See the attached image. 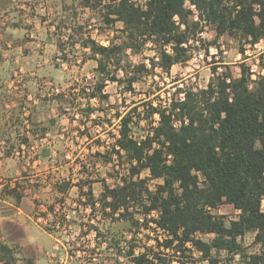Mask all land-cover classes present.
I'll return each mask as SVG.
<instances>
[{"label":"trees","instance_id":"obj_1","mask_svg":"<svg viewBox=\"0 0 264 264\" xmlns=\"http://www.w3.org/2000/svg\"><path fill=\"white\" fill-rule=\"evenodd\" d=\"M83 1L86 6H97L95 0ZM103 11L105 23H123L125 46L137 52L151 43L158 58V62L153 58V67L159 65L167 73L191 58L190 47L206 26L252 46L264 39V0H109ZM85 45L100 56L101 71L124 48L95 40ZM260 59L264 72V52ZM239 66V76L219 72L214 66L206 87H178L165 105L147 101L151 129L144 137H136L135 125H131H140L141 119L122 116L116 152L122 156L121 150L125 151L129 176L122 184L106 188L115 211L128 209V203L138 199L145 214L159 211L153 220L166 233L162 241L158 239L161 248L184 253L191 245L208 264H219L216 253L223 250L240 253L241 238L249 231L255 232L260 252L241 253L240 259L234 256L238 261L227 264H264V73L253 78L246 62ZM138 71L131 72V86ZM111 78L122 80L117 75ZM155 114L159 115L156 125ZM146 169L152 178L163 179L156 191L145 187L146 180L140 177ZM224 203L239 210L238 217L226 221L213 212ZM199 234L214 236L206 240ZM0 248L1 258L10 264L12 250L7 245ZM129 254L135 264H174L153 248L140 254L131 249Z\"/></svg>","mask_w":264,"mask_h":264},{"label":"crops","instance_id":"obj_2","mask_svg":"<svg viewBox=\"0 0 264 264\" xmlns=\"http://www.w3.org/2000/svg\"><path fill=\"white\" fill-rule=\"evenodd\" d=\"M67 4L0 0V245L12 250L10 264H55L54 253H64L69 237L56 224V201L101 204L100 215L88 209L72 224L80 235L97 232L95 244L115 231L113 197L106 194L116 187L114 95L110 85L102 95L89 91L88 79L98 73L90 47L59 37L61 26L51 16ZM40 202L49 207L42 219L36 215ZM0 264L7 261L0 257ZM107 264H113L110 257Z\"/></svg>","mask_w":264,"mask_h":264},{"label":"rangeland","instance_id":"obj_3","mask_svg":"<svg viewBox=\"0 0 264 264\" xmlns=\"http://www.w3.org/2000/svg\"><path fill=\"white\" fill-rule=\"evenodd\" d=\"M95 1L97 3L96 8L86 6L83 0H68L67 9H64V12L61 14L53 13L52 22L58 21L61 26L58 27L59 37L66 44L79 39L82 44L95 40L102 45H124L126 34L121 30L123 23L117 22L116 25H109L103 20V10L109 0ZM89 47L90 55L92 54L98 59L99 66L100 56L93 52L90 45ZM152 47V44L149 43L136 52L124 45V48L113 55L112 59L107 60L108 65L104 71L97 68L98 73L88 79L91 83L88 84L91 93L97 91L101 92L102 95L104 87L110 85L114 95L111 107L115 109L116 115V124L111 128V133L113 131L119 132L120 117L130 115L133 121L141 119L140 125L131 123L132 126L135 125L134 135L139 138L144 137L147 131L151 129L148 124L150 117L148 118V109L145 103L152 101L154 105H165L175 96L178 87H194L196 89L206 87L214 76V66L218 67L219 72L231 71L235 76H239L241 71L239 65L241 62H246L252 68L253 78L264 73L259 64L260 55L264 52V39L252 46L238 36L228 33L218 35L210 25L206 26L199 38L193 41L190 47L191 58L186 62L173 65L170 73H167L159 65H156V68L153 67V58L155 57L156 62H158V58H156V51ZM143 64L145 67L140 66ZM134 69L139 71L137 80L131 86L129 77ZM112 75H117L122 80H112ZM100 85H103L101 90L98 89ZM152 121L156 125L159 121V115L152 116ZM116 151L115 162L111 164V176L115 178L117 186L124 182L125 177L129 176L130 164L124 150L122 156H118ZM140 177L146 180L145 187L152 191H156L158 184L163 182L161 178H152L147 169L142 171ZM141 203V199L130 201L128 209L121 207L117 211L118 214L114 218L116 221L115 231L110 237L111 246L114 249L110 255L104 252L106 264L109 257L113 264H130L134 257L129 254L131 249H134L135 254H140L149 248H153L156 252L166 255L168 259L174 260V264H179V261H184L186 264H193L196 261L200 264H208L206 260H201L199 252L191 245L189 246L190 249L184 253L161 248L158 245V239L162 241L166 237V233L153 220L159 216V211L154 210L150 214H145ZM262 207L264 209V199ZM125 212L126 215L124 216L123 213ZM213 212L216 215H223L226 221L238 217L239 214V210L229 203L220 205L213 209ZM132 217L136 220L135 222L132 221ZM199 235L206 240H211L214 236L213 234ZM106 238L108 236L102 237L101 241ZM241 243L242 250L236 255L229 254L224 250L216 253L220 259L219 264H227L232 260L238 261L241 253L260 252V245L255 241V232H247L241 238ZM234 256H238L239 259H234Z\"/></svg>","mask_w":264,"mask_h":264},{"label":"built area","instance_id":"obj_4","mask_svg":"<svg viewBox=\"0 0 264 264\" xmlns=\"http://www.w3.org/2000/svg\"><path fill=\"white\" fill-rule=\"evenodd\" d=\"M91 76L93 77L94 75ZM113 136L115 147L118 149L119 147L117 145V138L120 136V134L118 131H115ZM3 146H6V142L2 143V147ZM121 152H123V150H121ZM114 156H116V154ZM21 191L28 192L27 186H23ZM3 196L4 191L0 190V199L3 198ZM84 201H87V199H84ZM100 208L101 204H99V202H95L94 205L89 203L87 206H84L82 203L74 201L72 206L68 207L66 201H56L52 205L53 212L58 218L56 224L62 228H65V231L69 237L64 253H54L53 257H55V264H106L104 251L109 247L114 249L113 246L110 245V239L106 238L104 241H102L101 245H97L94 243L95 238H98L97 232H93V237H91L90 234L80 235L76 233L72 225L74 217H78V214L82 213V211L86 213V210L89 209L90 213H97V215H100ZM48 210V205L45 202H40L36 211L37 217L39 219L44 218V215L48 212ZM110 210L112 212V209ZM117 214L118 213L116 211L115 215L117 216ZM48 226L49 229H55L58 227L54 224H50ZM130 264L135 263L132 260Z\"/></svg>","mask_w":264,"mask_h":264}]
</instances>
